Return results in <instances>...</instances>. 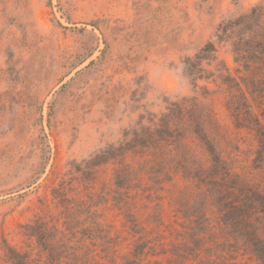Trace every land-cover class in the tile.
Returning <instances> with one entry per match:
<instances>
[{
    "label": "rangeland",
    "instance_id": "obj_1",
    "mask_svg": "<svg viewBox=\"0 0 264 264\" xmlns=\"http://www.w3.org/2000/svg\"><path fill=\"white\" fill-rule=\"evenodd\" d=\"M260 1L0 0V264H7L5 243L35 249L24 226L59 215L52 192L62 181L77 200H106L98 207L105 224L129 238L112 201L119 163L91 169L90 159L122 142L145 110L160 114L165 100L194 95L181 61L211 39L223 17ZM221 54L234 68L229 49ZM226 102L222 91L209 99L222 150L238 172L255 173L257 144L235 128ZM183 187L178 180L168 189ZM147 194L137 197L142 221L157 204ZM159 196L166 224L175 225L169 193Z\"/></svg>",
    "mask_w": 264,
    "mask_h": 264
},
{
    "label": "trees",
    "instance_id": "obj_2",
    "mask_svg": "<svg viewBox=\"0 0 264 264\" xmlns=\"http://www.w3.org/2000/svg\"><path fill=\"white\" fill-rule=\"evenodd\" d=\"M224 48L234 68L222 57ZM181 64L194 95L165 100L160 114L145 110L122 142L90 159L91 169L119 163L112 201L129 238L105 224L98 207L106 200H77L62 181L52 192L59 215L24 226L37 257L35 249L5 243L7 264H264V0L223 17L211 39ZM209 84L226 94L235 128L254 137L255 173L238 172V161L225 156ZM178 180L184 187L174 194L168 186ZM160 192L169 193L175 225L165 222ZM140 193L157 201L145 221L137 210Z\"/></svg>",
    "mask_w": 264,
    "mask_h": 264
}]
</instances>
